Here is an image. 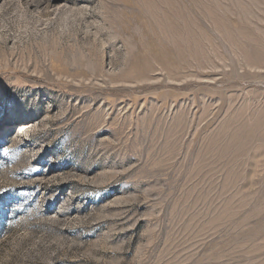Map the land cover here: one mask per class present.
Returning <instances> with one entry per match:
<instances>
[{
    "label": "rangeland",
    "instance_id": "374dc122",
    "mask_svg": "<svg viewBox=\"0 0 264 264\" xmlns=\"http://www.w3.org/2000/svg\"><path fill=\"white\" fill-rule=\"evenodd\" d=\"M0 264H264V0H0Z\"/></svg>",
    "mask_w": 264,
    "mask_h": 264
},
{
    "label": "bare ground",
    "instance_id": "6f19581e",
    "mask_svg": "<svg viewBox=\"0 0 264 264\" xmlns=\"http://www.w3.org/2000/svg\"><path fill=\"white\" fill-rule=\"evenodd\" d=\"M18 127H21L20 132H23L25 128L27 127V124H20Z\"/></svg>",
    "mask_w": 264,
    "mask_h": 264
}]
</instances>
